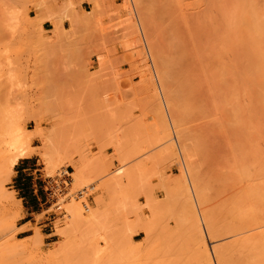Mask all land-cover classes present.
Masks as SVG:
<instances>
[{
    "label": "rangeland",
    "instance_id": "374dc122",
    "mask_svg": "<svg viewBox=\"0 0 264 264\" xmlns=\"http://www.w3.org/2000/svg\"><path fill=\"white\" fill-rule=\"evenodd\" d=\"M44 1L0 0V124L12 121L25 151L7 169L8 158L18 152L7 153L8 138L0 135V221L5 208L12 221L0 232V264H189L191 251H195L193 260L189 256L192 264L195 259L202 264V239L212 264L219 263L215 254L219 246L223 248L219 255L226 251L228 260L243 264L254 244V234L249 232L257 233L264 224L242 232L238 225L243 219L236 218L237 225L234 217L226 216L235 213L229 200L234 195L229 198L227 194L231 187L229 192L219 187L229 184L223 185L221 179L234 172L233 162L242 164L241 160L246 162L252 156L246 142H252L253 150L264 149V133L258 132V114L252 113L256 110L254 91L242 96L230 88L233 83L228 84L231 92L222 93L219 87L226 77L239 86L238 73L246 62L238 46L230 52L222 49L218 53L222 56L217 57L222 72L217 71L212 51L220 46L218 31H223L221 4L225 0L215 4L210 0H87L89 7L80 13L67 0L50 18L40 15ZM45 19L51 20V28L43 27ZM63 20L68 21L66 27ZM208 55L215 58L214 69H210L218 72V79L209 69ZM235 94V101L238 97L256 121L248 118L252 124L246 122L249 125L244 127L240 122L230 124H238L244 133L251 129L254 140L246 139L248 133L238 135L243 134L246 141L242 136L237 139L242 141L240 147L246 143L245 155L236 146L237 128L229 130L230 122L223 119L224 109L230 108L225 103L234 104ZM157 120L169 127L161 130ZM254 131L258 132L255 136ZM77 168H84L82 182L76 178ZM65 170L70 181L54 189L57 204L52 203L47 198L49 181L58 182ZM20 173L24 174L19 178ZM110 178L111 188L106 189ZM125 184L127 207L122 195ZM222 190L225 195L218 193ZM203 192L206 198L200 200L205 195H197ZM27 193L33 199L30 210L24 202ZM223 197L230 203L226 205ZM235 199L233 205L238 203ZM70 203L83 206L86 217L92 208L97 209L96 217L72 224L67 232ZM212 213L220 226L210 224L216 221L211 222ZM230 224L231 230L234 225L242 230L236 227V233L230 234ZM180 247L186 248L187 256H180L185 252Z\"/></svg>",
    "mask_w": 264,
    "mask_h": 264
},
{
    "label": "bare ground",
    "instance_id": "6f19581e",
    "mask_svg": "<svg viewBox=\"0 0 264 264\" xmlns=\"http://www.w3.org/2000/svg\"><path fill=\"white\" fill-rule=\"evenodd\" d=\"M216 1H219L220 3H221V0H210V2H211V4H215L216 3ZM262 1V0H261ZM261 1H259L258 2V0H225V1H222V2H225L224 4L222 3L221 5H222V7H224L223 9H222V11H223V13H222V11H221V14H222V19L224 20V21H222V22H225V23H222V22H220V24H222L221 26H220V29H223V31L221 30V31H218V32H220V33H218V40L220 41L219 43V45L218 44H216L217 43V41H216V37H215V44H216V47L217 46H219V48H216L217 50L215 51V49L213 48V51H212V54H214V55H212L213 57L215 56V58H213V59H211V57L209 58V55H208V59H207V61H209L210 63L212 62V64H209L208 66H209V69H210V67L212 66V65H214L215 64V62H214V59H215V61L217 62V60H218V56H220L218 53H220L221 52V50L223 49V51H228V52H230V50L232 49H234L235 48V46H236V48H237V46H238V48H239V51L240 52H242L243 54V60L245 59V63H243L242 62V65H241V67L242 68H240V71L239 72H241V69L243 70L242 71V73H238V78L240 79V80H237V82L239 81V86H235V81L233 82V80H232V78H230V77H226L228 80H226V78H224L226 81H224V79H221V80H223V82H221V84L219 83V87H220V90H222L221 92L222 93H224V91L225 90H227V89H229V87H230V85H228V84H232L231 85V87L230 88H234V89H236V91L234 90L233 92H240V94H242V96H244V95H249L250 93H252L253 91H254V93H255V99H256V108H254V109H256V110H252V113H254V115L256 116V114H258L256 117V121L258 122V123H260V127L258 128V132H262V133H264V4H262L261 5ZM209 2V1H208ZM209 2V3H210ZM218 2V3H219ZM220 3L218 4V5H220ZM262 3H264V1H262ZM210 4V5H211ZM260 4V5H259ZM221 5L220 6H218V8H221ZM223 24H224V26H223ZM223 26V27H222ZM222 27V28H221ZM214 34H216V33H214ZM215 36V35H214ZM213 38V37H212ZM211 38V39H212ZM213 42V43H214ZM215 44H213V46L212 47H214V45ZM225 48V49H224ZM226 48H227V50H226ZM216 52V53H215ZM211 53V52H210ZM221 53H223V52H221ZM224 55V54H223ZM222 56V55H221ZM220 56V57H221ZM245 57V58H244ZM248 57V58H247ZM161 58V57H160ZM210 59L212 60V61H210ZM166 62V61H165ZM209 62H207V63H209ZM220 62V61H219ZM166 63H168V62H166ZM214 63V64H213ZM218 63V62H217ZM217 63H216V65H217ZM222 63V62H221ZM224 63V62H223ZM222 63V64H223ZM245 64V65H244ZM170 65V64H169ZM165 66V65H164ZM187 66V65H186ZM224 66V65H223ZM183 67V66H182ZM188 67V66H187ZM214 66H212V68H213ZM219 67V68H218ZM212 68L210 69L211 71H212ZM217 68H218V72H222V67L220 66V63H218V66H217ZM221 68V69H220ZM224 68V67H223ZM164 67H163V69H162V67L160 68V70H163V73L165 72L164 71ZM167 69V71H168V67L166 68ZM171 69L172 68H170V71H171ZM214 69V68H213ZM173 70V69H172ZM225 70V69H224ZM174 71H175V69H174ZM173 71V72H174ZM214 71V70H213ZM212 71V72H213ZM216 71V74H214V72H213V76L215 77L214 79H218V72ZM169 72V71H168ZM172 72V71H171ZM211 72V73H212ZM176 73V72H175ZM223 74H226V73H224V71H223ZM239 74H241V75H239ZM217 75V76H216ZM227 75V74H226ZM167 76V75H166ZM221 76V75H220ZM228 76V75H227ZM241 78H240V77ZM162 77H164V76H162ZM168 78V77H167ZM237 78V79H238ZM164 79V81L166 80L165 78H163ZM220 79H219V81H220ZM234 79V78H233ZM230 80V81H229ZM231 80H232V82H231ZM236 80V79H235ZM183 81V80H182ZM228 81V82H227ZM227 82V84H225V85H227V86H225L224 85V83H226ZM230 82V83H229ZM222 84H223V86L226 88V89H224V87H221L222 86ZM253 84V85H252ZM221 85V86H220ZM228 87V88H227ZM224 89V90H223ZM232 91V89H229L228 91ZM239 90V91H238ZM154 91H156V90H154ZM230 91V92H231ZM253 93V94H254ZM175 94V95H174ZM173 95L176 97L177 96V94L176 93H174ZM227 94V93H226ZM224 95L225 94H223L221 97H223V99H224ZM231 95H233L232 93H231ZM172 96V95H171ZM174 96H172L171 97V99L172 98H174ZM227 96V95H226ZM234 96V95H233ZM228 97H229V95H228ZM228 97H226V99L228 98ZM170 98V97H169ZM168 98V99H169ZM236 99V94H235V97H233V99H232V102H234V104H228L229 102H227V104L225 103V105L226 106H228V107H230L228 110L227 109H224V112H223V119H227L228 121H226L227 123L228 122H230L229 123V125L232 123V124H234L233 122H235V123H238V124H240L241 123V125H242V127H244V125H249V124H246V122L248 123H250V124H252V122H250L249 120H248V118H250V120L251 121H253L254 120V117L249 113V112H247V113H249V116L251 115V117H253V118H251V117H249L248 116V114L245 112V108L243 107V105L240 103L241 102V100H238V97H237V100L235 101V99ZM246 98V97H245ZM228 100V99H227ZM229 100L231 101V99L229 98ZM228 100V101H229ZM157 102V101H156ZM224 102V101H223ZM235 102H239L240 104H238V103H235ZM158 104V103H157ZM156 104V107L158 106ZM161 103H159V105H160ZM236 104H238L237 106L239 107V109L237 108V106H236ZM225 106V107H226ZM241 106V107H240ZM159 107V106H158ZM161 107H162V105H161ZM224 107V106H223ZM237 110H236V109ZM241 108V109H240ZM158 108H156V110H157ZM231 109V110H230ZM236 110V111H232V110ZM161 110H163V109H161ZM225 110H227V111H225ZM239 110V112H237ZM241 110V111H240ZM229 111V112H228ZM247 111V110H246ZM254 111H257V113L256 112H254ZM226 112V113H225ZM230 112H233V115H230L229 113ZM237 112V113H236ZM158 113H159V109L157 110V112H156V115H158ZM238 113H240L239 115H238ZM243 113V114H242ZM227 114H229V115H227ZM245 114V115H244ZM165 115V114H164ZM226 116V117H225ZM231 116V118L229 119V117ZM234 116V117H233ZM237 118H236V117ZM177 117H178V115H176V120H177ZM181 116L179 115V119H181L180 118ZM158 118H160L159 117V115H158ZM157 118V119H158ZM233 118V119H232ZM237 119L236 121H235V119ZM163 119V118H162ZM258 119V120H257ZM160 120V119H159ZM176 120H175V122H176ZM231 120V121H230ZM232 120H234V121H232ZM158 121V120H157ZM255 121V120H254ZM253 121V122H254ZM255 121V122H256ZM10 122H12V121H3L1 124H0V135H5L6 136V138H8V139H5V142H6V147H5V151L8 153V152H18V154H16V155H13L12 157H9L8 158V163L6 164V168L7 169H11L12 167H13V165L14 164H16V162H17V160L19 159V157H22L24 154H25V151H24V149L22 148V146H21V144H19V141H18V138L16 137V131L18 130L16 127H14V125H12V123H10ZM165 122V121H164ZM178 122V121H177ZM226 122H224V123H226ZM240 122V123H239ZM158 123H160V121H158ZM162 123H163V121H162ZM162 123H160V126L162 127V125H163V129L159 126V128L161 129V130H165V129H167V127H169V126H166V124H165V126H166V128H164L165 126H164V124H162ZM257 123V124H258ZM176 124V123H175ZM237 124V126L236 125H230V127H229V125H227V128L230 130V128H232L231 130H234V128H237L238 129V131H237V129H236V135L238 136L240 133H244V131L242 132V131H240V127H239V125ZM256 124V123H255ZM178 125V124H177ZM226 125V124H225ZM176 126V125H175ZM256 126V125H255ZM169 129V128H168ZM249 129V128H248ZM245 129V132L246 131H248V132H246V133H244L245 135H247V133H248V136H245L246 137V139L247 140H249V138L251 137H253L251 134L252 133H250L251 132V129ZM255 129V128H254ZM254 129H252V130H254ZM168 131V130H167ZM227 132H228V130H227ZM253 132V131H252ZM255 132L256 131H254V133H253V135L255 136ZM258 132H256V133H258ZM162 133V132H161ZM164 134H166L165 132H163ZM162 133V134H163ZM170 133V132H169ZM261 133V134H262ZM232 135H234L235 136V134L232 132L231 133ZM243 135V134H242ZM242 135H240V136H242ZM250 135V136H249ZM240 136H238V137H236V146H238L239 147V151L241 152H239V151H237V152H239L240 153V155H242L243 153H242V149H244V148H246L247 146L249 147V148H251L252 150H251V152L253 153V154H251V152H250V150L248 151V153H250L249 154V156L250 155H252V156H250L251 158H253V159H250V157H247L248 159H246V162L244 161V160H241V162H242V164L240 165L239 164V161H238V164L237 163H235V162H233L232 164V166H235V168L233 169V171L235 172V173H237V175L238 176H236V174H230L229 176H231L229 179L227 178V177H229V176H227L226 178L225 177H223L222 179H221V181H224V183H223V185L225 184V183H228L229 182V184H225L226 185V187H224V188H221V184H222V182L221 181H219V184H218V186H220L219 188V190H221V189H225L226 190V192H229V193H227L228 195H229V198H230V196H232V195H234V196H232L229 200H230V202L228 201V199H227V201L230 203V205L233 207V206H235L234 207V211H235V213H232L231 215H226L227 216V218L230 216V218H233V220H235L236 218H238V219H240L241 218V223L240 222H236V220H235V222L237 223V225L238 226H240V225H242V229H243V231L242 232H244V231H246L245 229L247 228V230L249 231V229L248 228H255V226H256V228H258V227H260L262 224H264V152H262V150H264V149H259V150H253L254 148H252L253 147V144H252V142H250V141H248V142H246V143H250V144H252V146L250 145V144H248L247 146L245 145L246 143H242V145L243 146H239V144H241L240 143V141L238 142L237 141V139H239V137ZM261 136V135H260ZM260 136L258 137V138H260ZM262 136H264V134H262ZM170 137V136H169ZM243 137V136H242ZM244 138V137H243ZM242 138V139H243ZM251 138H250V140H251ZM255 138V137H254ZM168 139V138H167ZM246 139L244 138V141H246ZM253 139V138H252ZM262 139H264V137H262ZM261 139V140H262ZM254 140V139H253ZM171 141V140H170ZM242 142V141H241ZM170 144H172V143H170ZM246 147H245V146ZM172 147V146H171ZM248 148V149H249ZM188 150H189V148H187ZM238 149V148H237ZM247 149V148H246ZM257 149V148H256ZM262 152V153H260V152ZM255 152H259V153H255ZM245 154H246V152H245ZM245 154H243V155H245ZM55 155H53L52 156V160H54V162H55V159L53 158ZM256 156V157H255ZM243 157V156H242ZM255 158V159H254ZM243 159H245V157H243ZM249 160V161H248ZM81 161V160H80ZM86 161H88V160H86ZM84 163V162H83ZM82 164V163H81ZM85 164V163H84ZM239 165V166H238ZM85 167L87 166V164H85L84 165ZM88 167V166H87ZM86 167V168H87ZM85 168V169H86ZM90 168V167H89ZM237 168V169H236ZM78 169V168H77ZM84 169V168H83ZM83 169L82 168H79L78 170H76L77 171V173H76V178H77V180H82L83 179ZM87 170H89V169H87ZM237 170H238V172H237ZM126 173H127V171H125ZM194 174V173H193ZM192 174V176H194ZM234 175V176H233ZM237 178H236V177ZM182 177V176H181ZM197 177V176H196ZM235 177V178H234ZM225 178V179H224ZM219 179V178H218ZM224 179V180H223ZM232 179H234L233 181H231ZM183 180H184V178H183ZM226 180V181H225ZM228 180V181H227ZM240 180V181H239ZM243 182H242V181ZM112 181H113V178H110V179H108L107 181H106V183H107V185H105L106 186V189H108V188H111V185H112ZM181 181V180H180ZM199 181V180H198ZM218 181V180H217ZM82 182V181H81ZM195 182V181H194ZM216 182V181H215ZM221 182V183H220ZM239 182V183H238ZM80 183V182H79ZM183 183V182H182ZM181 183V184H182ZM186 182H185V180H184V184H185ZM234 183V184H233ZM242 185H241V184ZM180 184V183H179ZM203 184V183H202ZM239 184V185H238ZM178 185V184H177ZM176 185V186H177ZM187 185V184H186ZM209 185V184H208ZM228 185H230V186H228ZM107 186H110V187H108L107 188ZM124 187H123V189L125 188V186H126V189H124V191L122 190V195L124 196L123 197V201H124V207H127L128 206V203H129V199H128V195L129 194H127L126 195V193H128L127 191V184H125V185H123ZM175 186V187H176ZM188 186V185H187ZM200 186V185H199ZM207 186V185H206ZM205 185H204V187H206ZM217 186V187H218ZM174 187V188H175ZM203 187V189H206V188H204ZM208 187V186H207ZM223 187V186H222ZM231 187V188H230ZM209 188V187H208ZM207 188V189H208ZM227 188H230L231 190H229V189H227ZM232 188H233V192H231L232 191ZM176 189H178V188H175L174 190H176ZM179 189H181V187L179 188ZM203 189H201V191L203 190ZM125 190H127V191H125ZM225 190H222V192L220 191H218V193H224V191ZM229 190V191H228ZM200 191V192H201ZM216 192H217V190H215ZM236 191V192H235ZM238 191V192H237ZM124 192V193H123ZM180 192H181V190H180ZM206 192V191H205ZM207 192H209L208 190H207ZM207 192H206V194H207ZM225 192V193H226ZM235 192V193H234ZM225 193H224V195H225ZM197 193H195V195H196ZM200 194V193H199ZM232 194V195H231ZM201 195L202 196H204L205 195V193L203 192V194H200V195H197V198H198V196H200L201 197ZM209 195V194H208ZM219 195V194H218ZM221 195V194H220ZM235 195H237V197L235 196ZM209 197V196H208ZM228 197V196H227ZM236 199H235V198ZM99 198L101 199V201H102V198L99 196ZM99 198H97V199H99ZM204 198H206V195L204 196V197H201L200 198V200L201 199H203V200H205ZM225 197H223V200H224V202H225V204L227 205L228 204V202H226L225 201V199H224ZM232 198H233V200L235 199V201L236 202H238L237 204L236 203H234V201H233V203H234V205L232 204ZM191 199V198H190ZM222 200V201H223ZM190 201H192L193 202V200H190ZM199 201V200H198ZM209 201V200H208ZM244 201V202H243ZM247 203H246V202ZM71 202H74V201H71ZM191 203V202H190ZM202 203H203V201H202ZM204 203H205V201H204ZM222 203V202H221ZM220 203V204H221ZM240 203V204H239ZM244 203V204H243ZM79 204H80V202H79ZM192 205V203L190 204V206ZM225 205V206H226ZM229 205V206H230ZM242 205H243V207H242ZM80 206L81 205H78L77 203H70L69 205H68V207H67V209H66V211H67V214H68V216L70 217V222H69V226L67 227V232H69V231H71L72 230V224H78L80 221H84V222H87V221H89V220H92L94 217H96L95 216V214L97 213V209H95L94 210V208H92L91 209V211L89 212V214L87 215V217L86 216H83V214H82V208H83V206L80 208ZM86 206V205H85ZM84 206V207H85ZM189 206V207H190ZM193 206V205H192ZM191 206V207H192ZM221 206H223V205H221ZM230 206V207H231ZM241 206V207H240ZM249 207V208H247L248 210H247V212L245 211L246 210V207ZM190 207V208H191ZM227 207V206H226ZM230 208V209H233V208ZM237 207H239V209H237ZM193 208V207H192ZM221 208H223V207H221ZM216 209H217V207H216ZM227 209V208H226ZM237 209V210H236ZM245 209V210H244ZM93 210V211H92ZM218 210V209H217ZM239 210H240V212H242V213H240L239 212ZM84 211V210H83ZM101 211V210H100ZM213 211V210H212ZM212 211H210V212H212ZM220 211V210H219ZM223 211V210H222ZM229 210H227V212H228ZM194 212H195V210H194ZM221 212V211H220ZM230 212V211H229ZM232 212H233V210H232ZM236 212H238V214H236ZM206 213V212H205ZM216 214H218V212H215ZM231 213V212H230ZM6 214H7V209L5 208V210H3V214H2V217H1V221H0V232H3V231H6V229L8 228V227H10L11 225H12V221H11V219H10V217H6ZM208 214V213H207ZM222 214V213H221ZM221 214H220V216H221ZM236 214V215H235ZM244 214V215H243ZM195 215H196V213H195ZM210 215V213L208 214V216ZM236 217H235V216ZM211 216V215H210ZM213 216H215V217H213ZM225 216V215H224ZM223 216V217H224ZM226 216L224 217V219H226ZM238 216H242V217H238ZM213 217V218H212ZM212 221L211 222H213L214 220H216V219H214V218H216V217H218L217 215H215L214 213H212ZM197 218V217H196ZM208 220H209V218H207ZM223 218H221V220H222ZM195 220V219H194ZM197 220H198V218H197ZM220 220V221H221ZM229 221H231V220H229ZM237 221H239V220H237ZM219 221L218 220H216L214 223H210L211 225L212 224H216L217 223V225L218 226H220L219 225V223H218ZM228 222V221H227ZM234 222V221H233ZM235 222L234 223H232V224H235ZM192 223H193V221H192ZM195 223V222H194ZM197 223L198 222H196L195 224H196V226H198L199 225V223H198V225H197ZM208 223V222H207ZM225 223V222H224ZM262 223V224H261ZM194 224V225H195ZM209 224V225H210ZM225 224H227V223H225ZM228 224H229V222H228ZM227 224V225H228ZM193 225V224H192ZM193 225V226H194ZM208 225V226H209ZM210 225V226H211ZM237 225H234L235 226V228L237 227ZM259 225V226H258ZM196 226H195V228H196ZM209 226V227H210ZM215 226V225H214ZM208 227V228H209ZM216 227V226H215ZM215 227H213L212 226V228H215ZM222 228H223V230H224V224H222V226H221ZM226 228L228 227V226H225ZM218 227H216L215 229H217ZM221 228V229H222ZM228 228H230L229 229V233L230 234H232V231L235 229H233V230H231L232 228H231V224H230V226L228 227ZM238 228V229H237ZM236 229L237 230H239V232L242 230V229H240L241 227H237ZM245 228V229H244ZM197 229V228H196ZM200 229V228H199ZM211 229V228H210ZM209 229V230H210ZM236 229L234 230V231H236ZM212 230V229H211ZM220 230V229H219ZM226 230V229H225ZM253 230V229H252ZM264 231V229H262V227L259 229L258 228V230H256L257 231V233L255 232V230H253L254 231V233L252 232V231H250L249 233L250 234H254V235H251V237H253L254 236V240H253V249H252V252H251V254H248V256H247V258L249 259L248 261L247 260H245V259H247V258H245L244 259V262L246 261V263H244L243 262V264H264V232H262V231ZM197 231H199V230H197ZM221 231V230H220ZM234 231H233V233H234ZM200 232V231H199ZM210 232V231H209ZM223 232V233H222ZM221 232V234H219V235H223L224 234V231H222ZM238 231H237V233H239ZM241 232V233H242ZM217 232L215 231L214 232V235L216 234ZM220 233V232H219ZM227 233H228V231H227ZM229 233H228V235H229ZM236 233V232H235ZM234 233V234H235ZM249 233H248V235H249ZM211 234H212V236H213V231L211 232ZM247 234V233H246ZM217 235V234H216ZM225 236V235H224ZM241 236V235H240ZM216 237V236H215ZM251 237H250V235H249V238H250V241L253 239H251ZM204 238V237H203ZM238 238H239V235H238ZM241 238H242V236H241ZM243 238H246L245 237V234L243 235ZM191 239V238H190ZM190 239L188 240V239H186V240H188V241H190ZM194 239V237H192V239H191V241ZM203 240V242H201V243H205V240L204 239H202ZM247 240H248V242H247ZM190 241V242H191ZM196 241V240H195ZM239 241L241 242V239H239ZM247 243H249V239H248V237L246 238V240H245ZM240 242H238V243H240ZM242 242H244L243 241V239H242ZM129 243V242H128ZM127 243V244H128ZM194 243V240L192 241V244ZM245 243V242H244ZM244 243H241L242 244V246H243V244ZM188 244H189V242H188ZM202 244V246H204L205 248H206V243L203 245ZM234 244V243H233ZM129 245V244H128ZM185 245V244H184ZM248 245V244H247ZM133 246V245H132ZM194 246V245H193ZM232 246V245H231ZM251 246V247H252ZM126 248L127 247H129V246H125ZM204 247H201V249H202V254H201V261H202V264H212V260H210V258H211V256L209 257V254H208V252H206V250H203V249H205ZM219 247H221V246H219ZM219 247H217V249H219L218 251H219V253H218V251L217 250H215V254H218V256H219V261H218V259H217V261L216 262H219V263H217V264H232V260L229 258V260L225 257V253H227L226 251H225V253H224V251H222L223 253H222V255H219V254H221V250L223 249H220ZM224 247V249H225V246H223ZM236 247V246H235ZM244 247V246H243ZM126 248H124V249H126ZM194 248H195V246H194ZM228 248V247H227ZM227 248H226V250H227ZM183 250V247H180L178 250ZM207 249V248H206ZM242 249V248H241ZM127 250H129V249H127ZM127 250H124V251H127ZM229 250V249H228ZM232 249L230 248V250H229V252L231 251ZM235 250H238V248L237 249H235ZM183 251H185L184 253H183ZM183 251H180V253H183L182 255L180 254V256H187V255H184L185 253H187V250H186V248L184 247V250ZM200 251V250H199ZM234 250H232V252H233ZM244 251V250H243ZM128 252V251H127ZM190 252V251H189ZM195 251H191L190 253H189V256H194L195 255V253H194ZM228 252V253H229ZM236 252V251H235ZM240 252V251H239ZM245 252V251H244ZM247 252H249V251H247ZM249 252V253H250ZM192 253H194V255L192 254ZM200 253H201V251H200ZM237 253V252H236ZM188 254V253H187ZM191 254V255H190ZM230 254H232L231 252H230ZM233 254H235V253H233ZM245 254V253H244ZM251 255V256H250ZM189 256H188V259L190 260H187L186 259V257H184V260L186 261V262H189V264H190V262L195 258V256L194 257H192V260L189 258ZM236 256V255H235ZM235 256H232V257H235ZM239 256V255H238ZM124 257H126V256H124ZM237 258V257H236ZM238 259V258H237ZM126 260H127V257H126ZM181 260L183 261V259L181 258ZM243 260V259H242ZM198 261V260H197ZM196 261V259H195V262H196V264H198V262ZM235 261V260H234ZM194 261H192L191 262V264L193 263ZM242 262V261H241ZM183 264H184V262H182ZM235 263H238L239 264V262L237 261V262H235ZM188 264V263H187ZM233 264H234V262H233ZM242 264V263H241Z\"/></svg>",
    "mask_w": 264,
    "mask_h": 264
},
{
    "label": "crops",
    "instance_id": "0c3cea01",
    "mask_svg": "<svg viewBox=\"0 0 264 264\" xmlns=\"http://www.w3.org/2000/svg\"><path fill=\"white\" fill-rule=\"evenodd\" d=\"M75 4L74 9L76 11H78L79 13L82 12L83 10L86 11V7H89V3L87 0H72ZM68 1L67 0H45L44 1V6L40 9V15L44 16V17H51L55 12L60 10V7L63 5H67ZM62 25L63 27H66L68 25V21L67 20H63L62 21ZM52 23L50 19H45L44 23H43V27H48L51 28ZM24 170H20V172H23ZM22 174L24 173H20L19 178L22 177ZM22 189V188H21ZM25 189H28V186H26ZM27 197H24V202L25 205L27 206V209L30 210L32 209V203H33V199L32 197L29 195V193H27Z\"/></svg>",
    "mask_w": 264,
    "mask_h": 264
},
{
    "label": "built area",
    "instance_id": "2783aa9c",
    "mask_svg": "<svg viewBox=\"0 0 264 264\" xmlns=\"http://www.w3.org/2000/svg\"><path fill=\"white\" fill-rule=\"evenodd\" d=\"M56 181H58V182L49 181V185L47 188V190H48L47 198H50V200L53 201L52 203H55V204H57V197L54 196V189H56L58 186L63 188L70 181L69 173L67 172V170L62 171L60 173V179L56 180Z\"/></svg>",
    "mask_w": 264,
    "mask_h": 264
}]
</instances>
